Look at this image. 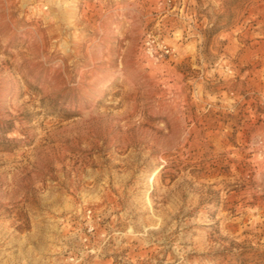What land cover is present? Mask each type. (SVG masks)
<instances>
[{
	"label": "rangeland",
	"instance_id": "obj_1",
	"mask_svg": "<svg viewBox=\"0 0 264 264\" xmlns=\"http://www.w3.org/2000/svg\"><path fill=\"white\" fill-rule=\"evenodd\" d=\"M0 264H264V0H0Z\"/></svg>",
	"mask_w": 264,
	"mask_h": 264
}]
</instances>
